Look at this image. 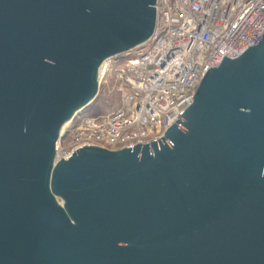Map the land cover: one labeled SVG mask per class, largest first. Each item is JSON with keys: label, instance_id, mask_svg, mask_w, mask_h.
Returning <instances> with one entry per match:
<instances>
[{"label": "water", "instance_id": "95a60500", "mask_svg": "<svg viewBox=\"0 0 264 264\" xmlns=\"http://www.w3.org/2000/svg\"><path fill=\"white\" fill-rule=\"evenodd\" d=\"M156 2L0 0V264H264V33L165 137L56 161Z\"/></svg>", "mask_w": 264, "mask_h": 264}, {"label": "built area", "instance_id": "2783aa9c", "mask_svg": "<svg viewBox=\"0 0 264 264\" xmlns=\"http://www.w3.org/2000/svg\"><path fill=\"white\" fill-rule=\"evenodd\" d=\"M155 7L152 36L108 59L105 72L101 67L100 80L115 69L118 106L74 116L71 145L58 141L56 161L86 145L133 148L165 137L192 104L207 68L220 65L223 55L240 56L264 33V0H157Z\"/></svg>", "mask_w": 264, "mask_h": 264}, {"label": "rangeland", "instance_id": "374dc122", "mask_svg": "<svg viewBox=\"0 0 264 264\" xmlns=\"http://www.w3.org/2000/svg\"><path fill=\"white\" fill-rule=\"evenodd\" d=\"M115 59V58H113ZM112 59V60H113ZM118 64L116 63L110 69L113 67H117ZM109 69V70H110ZM115 69L112 71H108V74L100 80L101 85V92L99 91V100L95 101L92 105H89L84 112H82V115H101L105 114L106 112L112 111L115 109L121 99V93L117 89L118 86V80L114 75ZM73 129H69L68 133L63 137L64 143L63 146H66L64 148L67 149V146L71 145L72 137H73Z\"/></svg>", "mask_w": 264, "mask_h": 264}, {"label": "bare ground", "instance_id": "6f19581e", "mask_svg": "<svg viewBox=\"0 0 264 264\" xmlns=\"http://www.w3.org/2000/svg\"><path fill=\"white\" fill-rule=\"evenodd\" d=\"M105 62H106V61H105ZM106 64H107V63H105V64H104V69H103V72H105V69H106ZM102 68H103V67H102Z\"/></svg>", "mask_w": 264, "mask_h": 264}, {"label": "trees", "instance_id": "16d2710c", "mask_svg": "<svg viewBox=\"0 0 264 264\" xmlns=\"http://www.w3.org/2000/svg\"><path fill=\"white\" fill-rule=\"evenodd\" d=\"M100 88H101V86H100ZM100 92H101V89H100ZM98 97H99V94H98L97 98L95 99V101H97V99L99 100V98H98ZM95 101H94V102H95Z\"/></svg>", "mask_w": 264, "mask_h": 264}]
</instances>
